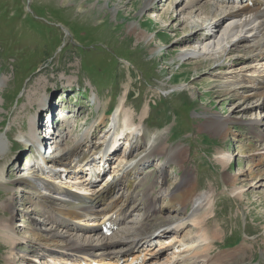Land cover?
Masks as SVG:
<instances>
[{"label": "rangeland", "instance_id": "1", "mask_svg": "<svg viewBox=\"0 0 264 264\" xmlns=\"http://www.w3.org/2000/svg\"><path fill=\"white\" fill-rule=\"evenodd\" d=\"M73 1L75 5L70 6L59 0H0V170L6 178L0 185V223L11 222L15 233L26 240L14 246L21 256L26 255L21 259L33 256L41 244L65 248L69 236L84 243L90 235L64 237L51 229V223L46 224V210L36 199V189L27 183H20L22 187L17 184L18 174L31 172L35 163L30 145L20 140V132L34 137L30 129L43 122L41 109L46 101L54 109L64 104L66 113L79 111L58 128L60 148L70 149L88 134L89 142L84 145L101 149L99 142L125 99L126 106L120 108L119 115L126 112L128 119L142 124L148 137L163 134L157 140L158 146L173 149L177 159L167 163V158L158 155L143 161L133 198L125 209L128 220L111 239H120L129 232L126 229L137 231L141 224L142 237L155 233L164 236L160 250L172 246L160 254L157 263L153 262L156 264H264V105L255 96L243 99L252 96L250 88L241 90L246 78L264 74V57L256 58L258 73L256 65L249 66L255 57L247 52L255 44L247 36L250 32L239 34L242 39L248 37V42L240 44L220 63L196 71L195 64L205 58L201 53L218 51L219 39L225 40L222 46L229 48L237 41L235 36H225L229 19L216 28L220 16L217 10H223L216 0L200 3L217 9L213 27L191 38V28L187 30L181 24L183 18L189 19L188 14L180 9L193 0L155 1L146 10L143 8L148 0ZM96 3L97 10L108 5L109 14L97 18L82 12ZM167 9L174 13L166 14ZM197 14L200 22L207 18L205 13ZM141 22L144 23L140 25ZM133 23L150 36L149 44L144 39L137 40L135 34L128 35ZM207 31L211 38L205 36ZM193 51L200 57L188 58ZM250 86L253 85L246 87ZM70 88L74 92L70 93ZM96 100L103 106L101 110ZM25 108L28 112L23 116ZM104 109L108 117L100 122L99 113ZM142 113L146 114L144 122L140 120ZM95 121L98 122L90 133ZM122 123L123 120V127ZM120 144L112 161L116 171L118 164L126 163L120 157L127 143L123 140ZM147 150L145 146L135 149L133 157L138 159V154ZM223 156L231 157L226 168ZM238 174L242 181L237 185L239 191L233 193L226 177ZM187 180L196 186V193H213V213L207 230L210 235L219 230V238L209 253L190 254L180 244L190 243L187 236L195 232L189 222L184 221L181 230H174L173 223L192 214L191 204L186 208L173 204L169 212L164 211L163 205L170 200L166 193L171 194ZM118 193L125 195L122 189ZM152 197L157 198L155 202L159 199L156 209L150 204L145 208ZM151 210L154 211L147 215ZM141 218L146 224L138 222ZM166 223L169 225L162 228ZM35 229L44 231L34 234ZM147 245L151 251L159 246ZM10 250L0 233V264H10ZM17 261L15 264H30Z\"/></svg>", "mask_w": 264, "mask_h": 264}, {"label": "bare ground", "instance_id": "2", "mask_svg": "<svg viewBox=\"0 0 264 264\" xmlns=\"http://www.w3.org/2000/svg\"><path fill=\"white\" fill-rule=\"evenodd\" d=\"M60 3H65V5H75L76 1L73 0H59ZM159 1V3L162 2V0H148L147 3L144 6V10L147 8H151L154 4V2ZM182 1V0H181ZM204 0H193L191 3H189L188 7L180 9V12L186 11L188 14V18H183V20L180 22L181 24L184 25L185 29L189 30L191 28V33H190V38L194 35H198L200 31L206 29L212 28V18L214 17L215 13L214 10L217 9H208V4L201 5ZM78 3V2H77ZM201 3V4H200ZM221 6L220 4H218ZM98 3L91 5L89 9L83 10L82 12L85 13L86 16L90 15H96L98 16L97 18H102L101 15L104 16V14H109L107 12L109 7L108 5L102 6L99 10H97ZM224 7V8H223ZM216 8V7H214ZM218 8V7H217ZM221 8L223 9L222 11L218 9L217 11H220V16L217 19V27H219L220 23L224 21L226 18L229 19L230 24L226 27L225 29V36H235L236 37V42L232 43L231 47L229 48L227 45L222 46L225 40H218L216 42V47H218V51H210V52H205L201 53L202 55L205 56L204 59L199 60L195 64V70L200 71L202 68H205L206 66L209 65H216L217 63H220L226 55L232 54L235 49H237L240 44H245L248 42V37L253 39V42L255 43L253 46L248 47V53H252L253 60L249 64L252 65L250 66L253 68V66L256 65L257 59L259 57H264V0H260V4L258 6H249L248 4L242 5L238 7L237 9H232V11H226V5L222 4ZM112 12V11H111ZM166 14H173L174 11L171 9H167L165 11ZM197 13H205L207 15V18L202 20L201 22L199 21V14ZM92 14V15H91ZM197 14V15H196ZM118 16V13H116ZM93 16V17H94ZM95 16V17H96ZM215 16V17H216ZM198 18V19H196ZM182 19V18H181ZM190 19H194V21H189ZM196 19V20H195ZM219 22V23H218ZM144 22H141L140 25H142ZM191 23V24H190ZM190 24V25H189ZM128 32L131 36L133 34L136 35L137 40H142L146 41L147 44L150 43L152 39H150V36H146L145 31H139L138 25L135 23L129 25L128 27ZM250 32V35H247L248 37L243 38L239 34L242 33H247ZM210 35L207 36L209 38ZM211 38V37H210ZM150 39V40H149ZM213 50H216V48H213ZM201 54H197L195 51L191 52V56L188 57L191 59V57L198 56L200 57ZM184 55H182L183 57ZM187 58V59H188ZM257 58V59H256ZM252 59V58H251ZM259 60V59H258ZM258 66L259 64L254 67L255 73H258ZM261 67V65H260ZM213 69V68H212ZM231 73V72H229ZM256 76V77H255ZM4 84L7 82V80L2 81ZM235 83L241 84L242 82L236 81ZM234 83V85H235ZM249 83H251L250 87H246ZM248 92H252V96L250 97H244L243 99L249 100L251 97L255 96L254 98L259 99V102H261V105H264V74L260 75V72L257 75H252L249 78H246L244 81V85L241 86L242 89H249ZM233 91V90H232ZM254 91V92H253ZM74 92L70 88V93ZM235 92V91H234ZM124 98V97H123ZM98 103L97 109L101 110V107H103L101 104H99L98 100H96ZM125 99H122V103L120 105V108L123 109L126 106ZM47 105L43 106V109L41 114H46L48 116V119L43 120V122H39L37 124V127L32 130L30 129V133L33 138H31L29 135L27 136L26 133L20 132V140L24 141V143H27L26 145H35V141L37 138H40V129L43 128H49L48 132H50L51 127H57V123H55L54 115L58 109L52 108L51 104L46 101ZM120 108L116 111L115 114H113V119L111 122L110 127L108 128L106 136L101 138V142L103 144V148L106 151H103L105 154H102V151H100L96 146L95 147H86L84 145L85 142H89V136L88 134L83 136L82 139L78 142H76L74 147L70 149H62V156L60 158H56L55 156H52V161L49 163L48 169L45 168L44 164H38L34 165L31 167L32 170L29 173H24V174H18L20 177L17 183L20 185V183H25L29 184L32 186L35 191L39 194V196L36 197L38 200V204H40V207H46L49 209V215L48 217L46 216L48 221H46V224H50L51 221L50 219L54 218V215H58L60 219L64 218L65 220H70L73 223H83V221L88 218V217H93L97 216L98 214H103L106 212L108 207L110 206L112 197H117V189L125 187L129 191L128 198L125 199L127 201L128 199H132L134 195V187L138 183L136 182V175L138 171L142 169L143 166V161H151L152 158L155 156H162L167 158V163L174 161L177 159V156L174 154L173 149H169V147H162L160 148L158 146V138L162 137L160 134H156L155 136H147L145 128H143L142 124H135L133 120L128 119V115H126V112H124L122 115H119V110ZM238 106L236 107V109ZM106 109L103 110L102 113H99L100 116V122H104L107 116V113L105 112ZM107 111V110H106ZM23 116L26 115L28 110L25 108L23 109ZM78 113V111H76ZM72 114V115H67L65 116V121L68 120L69 116L70 117H75L77 114ZM80 113V112H79ZM146 117V114L142 113L140 120L141 122H144V119ZM42 118V117H41ZM40 119H38L39 121ZM123 120V127L120 125V123ZM24 121V120H23ZM65 121L62 122V126L65 123ZM98 121L94 122V125L91 127L90 133H93V129L95 127V124ZM56 124V125H55ZM60 125V126H61ZM59 127V126H58ZM74 128L71 130V135L74 132ZM168 130H165V133ZM127 134V137H124V142L127 143V146L125 148V151L123 152L122 160L123 162L126 161L124 165L118 164L119 170H113L114 165H116L115 162H112L114 159H116L117 153H115V149L117 147H120L117 145L119 137L123 136V134ZM99 140V139H98ZM20 142V141H19ZM48 145V143L46 144ZM142 146H145L148 148V150L144 154H138V159L133 157V153L135 149H139ZM52 147V146H51ZM59 146H56V148ZM60 150V151H61ZM100 152H99V151ZM129 151V152H128ZM2 152V151H0ZM114 152V153H113ZM53 155L56 154L55 150L53 151ZM96 155H102L105 158H108V163H111L110 168L112 169L111 173L115 172V175H111L110 179L107 177L99 184L96 185L94 188L86 189V188H78V187H73L72 185L68 186L66 188L65 186L58 185L57 182L59 178H61V171L55 172L58 168L61 169H67V168H72V169H78L82 165L83 167L88 166L89 163H86L89 158L87 157H96ZM100 158V159H101ZM231 160L230 156H223V165L224 168L228 165L229 161ZM95 161V160H94ZM12 166V163L9 165V168ZM35 168V169H34ZM101 172V168L97 173ZM4 172L0 170V185H3L2 182H6V178L3 175ZM241 174V173H239ZM237 175L234 177H226V181L230 187L233 188V193L239 191L237 188V185L239 184L241 179V175ZM245 174V173H244ZM21 175V176H20ZM127 179V183H125V180L122 181V179ZM140 178V177H139ZM261 182V180H259ZM190 180L185 181L182 183V185L172 192L166 193L165 197L168 198L169 196V202L165 205L164 211H168L173 207V204H177L182 206L183 208H186L190 204L192 205V214H190L188 217H186V220H180L179 223L175 224L173 223L174 230L178 231L181 227H184V221L190 223V227H193L195 229V232H193L191 235H188L187 238L189 237L190 243L186 242L185 243H180L183 247H185V251L190 254H198L199 252L201 253H209L210 250L212 249L213 242L219 238V230L213 231L211 235L209 234L207 227L211 225L210 221V216L213 213L212 212V207L214 206V197L212 196L213 193H196V186H193ZM20 185V187L24 186ZM119 185V186H117ZM29 187V186H28ZM31 188V187H30ZM21 189V188H19ZM32 189V188H31ZM75 191H79L80 194L76 193ZM135 198V197H134ZM43 199V200H40ZM155 199L157 201V198L152 197L150 201H148L145 204V208L147 205L150 204L151 207L158 205V202H155ZM109 201V203H107ZM12 203V202H11ZM101 204V207L94 209L91 205H97ZM154 209V210H155ZM181 209V208H179ZM154 210H151L150 212H147L146 214L148 215L149 213L153 212ZM169 212V211H168ZM122 214V213H121ZM58 218V219H59ZM143 221L142 223L146 224L144 219L141 218L138 222ZM183 221V222H182ZM53 224V223H52ZM138 224V223H137ZM188 224V223H186ZM11 222L6 221V222H1L0 223V233L5 239L6 244L11 247V250L9 252V259H10V264H15L18 262L17 260L20 259V261H25L26 263L30 262V264H37L40 263L38 262V257L42 252H48L51 256H56L57 252H61L63 256L67 258H56L55 263L56 264H70L73 262L74 264H77L80 259L82 260H87L89 258H101L105 259L106 263H109L110 260L113 259V257L118 258L119 256H122L123 258H126V263L125 264H156L159 258H161L160 254H162L164 251L169 250L172 248L170 245L167 249H162L160 250L162 246V241L161 238L159 237V233L155 234H150L147 237H142L143 235L140 232L142 230L143 225L139 224V228L137 231H133L130 229L128 233L124 234L122 237L120 235V239H111L106 238L105 236H97L96 238L94 236H89L87 237L89 240L85 241L84 243H80L79 240H74L71 238V236L67 235L65 232L60 231L58 227L53 226L51 229L57 230L60 233H62L65 236H69L66 242V247L65 248H59L58 246H48L47 244H41L40 247L41 249H38V251L34 252V257H27V259H21L22 252L16 251L14 246L16 244H21L25 243L26 240L20 238L19 234L15 233L14 229L11 226ZM169 224H165L164 227H167ZM96 225L94 224L93 227ZM147 226V225H145ZM144 226V227H145ZM223 228V227H222ZM221 228V230H222ZM181 230V229H180ZM38 231L37 229L34 230ZM44 231V230H41ZM41 231H38L39 233ZM166 232V231H165ZM211 233V232H210ZM74 236V235H73ZM158 236V237H156ZM22 237V236H21ZM63 237V238H64ZM134 240H129L132 238ZM141 237V238H139ZM177 238V237H176ZM101 241V243L95 244L94 240ZM87 240V239H86ZM92 240V241H91ZM119 240V241H118ZM183 241V242H184ZM94 242V243H93ZM147 243L151 245L152 247H155L157 244L159 246L155 247L152 251L149 249L142 250L141 248L143 246H146ZM178 244V243H177ZM176 244V245H177ZM175 245V244H174ZM98 246H101L105 251L99 253V254H94L95 250L98 249ZM184 249V248H183ZM244 252H247V248H243ZM33 253V252H32ZM38 253V254H36ZM131 253V254H129ZM180 253V252H179ZM132 256L133 258L129 260V256ZM144 257V259H142ZM173 258V257H172ZM34 259V260H33ZM156 262V263H153ZM48 261L45 263L42 262L41 264H47ZM214 264V263H211Z\"/></svg>", "mask_w": 264, "mask_h": 264}]
</instances>
